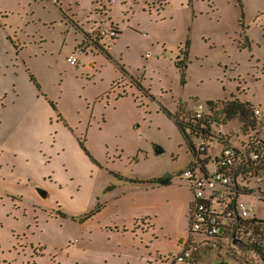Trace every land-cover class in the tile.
<instances>
[{
	"label": "rangeland",
	"instance_id": "rangeland-1",
	"mask_svg": "<svg viewBox=\"0 0 264 264\" xmlns=\"http://www.w3.org/2000/svg\"><path fill=\"white\" fill-rule=\"evenodd\" d=\"M89 1L0 0V264H261L231 234L179 259L196 158L167 111L251 101L215 135H264V0Z\"/></svg>",
	"mask_w": 264,
	"mask_h": 264
},
{
	"label": "trees",
	"instance_id": "trees-1",
	"mask_svg": "<svg viewBox=\"0 0 264 264\" xmlns=\"http://www.w3.org/2000/svg\"><path fill=\"white\" fill-rule=\"evenodd\" d=\"M111 31H115V35H111ZM111 31L103 33L99 30L98 34L103 36L110 33L112 38L117 37V31ZM247 39L249 40L248 36ZM84 48L85 47H82V49ZM98 48H102V46L99 45ZM184 53L187 57L188 49ZM176 66L184 79V68L186 67L185 60H177ZM198 104L200 103H197V105ZM197 105L194 106L195 109L192 108L187 110V104L181 102L176 114H171L170 111H167L170 116L175 118L181 134L189 144L196 158L192 165L181 174V179L188 182L194 193V198L190 203L191 230L188 242L196 247L195 253L199 251L200 243L195 239L193 234L203 235L208 238V240L223 238L231 234L230 237L232 239L234 238L233 241L235 244L240 242L244 249L254 251L261 260V264H264V219L258 217L254 209L249 217H243L238 210V203L241 202L243 194H251L260 191L259 187H256V189L247 184L245 185V181L256 179L258 184L263 181L264 135L261 136L260 133H253L252 130L257 126L255 120L252 121L251 125H248V122L245 123L250 133L244 139L230 142L228 139H225L227 133H220L219 136L215 135V126L217 124L220 123L225 125L224 120L231 117H238L245 121L249 120L253 108H256V106H254L251 101L243 102L238 98L221 102L210 100L207 105H205L204 111L199 113L196 110ZM256 110L255 115L257 119L259 118L258 120L262 121L260 119H263L264 116L259 117L256 114ZM214 136H216V147L221 149V152L219 151L216 158L211 161V158H208L210 154L207 152V141L214 139ZM227 148L233 150V155H226L225 152ZM210 163H215V167H217L214 172L224 173L231 181L230 185H228V190L221 189V187L218 190V192H220V190L223 192L220 199L217 196H210L208 199L207 196L204 198L197 197L196 187L193 186L194 179L192 176H198L200 172L206 173L207 170L205 169L208 168ZM187 171H190L192 176H186L185 173ZM212 173L208 172L203 178ZM199 176L202 177L203 175L201 176L200 174ZM132 181L136 183V186L137 184H144L145 182L139 178L132 179ZM150 183H154V181H150ZM215 205H217V207H215ZM235 209L236 216L227 224L221 226L219 235H209L203 231L196 232L192 227L193 221L195 222L196 214L204 215L206 220L203 224H209L212 218L211 214L218 216L221 222L229 211H234ZM233 255L237 259V254L234 253ZM243 264H246V262H243Z\"/></svg>",
	"mask_w": 264,
	"mask_h": 264
},
{
	"label": "built area",
	"instance_id": "built-area-1",
	"mask_svg": "<svg viewBox=\"0 0 264 264\" xmlns=\"http://www.w3.org/2000/svg\"><path fill=\"white\" fill-rule=\"evenodd\" d=\"M111 35H115V31H111ZM80 52H84V50H80ZM68 62L70 64L75 65L79 62V58L77 55L73 54L68 57ZM204 108L205 106L200 103L197 105L196 110L199 113H201L202 111H204ZM256 114L259 117L263 116V112L260 109L256 110ZM225 153L227 156H231L233 155V150L231 148H227ZM185 174L188 177L192 176L190 171H187ZM203 177L204 175L202 177H200L199 175L192 176V178L194 179L193 186L196 187L197 197L204 198L207 196V199L210 196L211 197L217 196L220 199L223 195V192L221 190L220 192H218V190L220 189V187L221 189L228 190L229 188L228 185H230V182H231L230 178L227 175H225L224 173H220V172H214L212 174H209L205 178ZM215 207H217V205H215ZM238 210H239V213L243 217H249L254 211L253 208H251L243 200H241V202L238 203ZM211 216H212L211 222L209 224H203L206 220V217L202 214H196L195 226L193 227V229L196 232L203 231V232L208 233L209 235H214V236L219 235L221 226L227 224L234 216H236V209L234 211H229L226 214V216L223 218V221L221 222L218 216H214L212 214ZM191 248L194 251L196 250L195 246L193 245L189 246V248H186L184 250V253L179 256V259L181 260L189 259V257L192 256V251L190 250Z\"/></svg>",
	"mask_w": 264,
	"mask_h": 264
},
{
	"label": "crops",
	"instance_id": "crops-1",
	"mask_svg": "<svg viewBox=\"0 0 264 264\" xmlns=\"http://www.w3.org/2000/svg\"><path fill=\"white\" fill-rule=\"evenodd\" d=\"M91 0L89 1V4H90V8H91ZM82 17H83V15H82ZM78 25H81L80 23H78ZM92 28H93V30H95V24H93L92 26H91ZM93 30L92 31H90L91 32V35L93 34ZM101 31H102V29H100ZM78 53V52H77ZM77 53H73V54H75V55H77ZM73 54H71V55H73ZM70 55V56H71ZM78 56V55H77ZM80 61V60H79ZM73 65V64H72ZM219 133H221V132H219ZM217 148V147H216ZM221 152V149H218L217 148V150L215 151V153H213V154H210L209 156H208V158H211V161L212 160H214L215 158H216V156L218 155V152ZM211 164V163H210ZM213 165H214V167H215V163H212ZM215 169H217V167H215ZM205 170H207V172L206 173H202V172H200V174L201 175H206L208 172L209 173H212V171H210L208 168H206ZM215 171V170H214ZM199 174V175H200ZM138 187V186H137ZM142 188V187H141ZM264 191V190H263ZM192 201V200H191ZM191 203V202H190Z\"/></svg>",
	"mask_w": 264,
	"mask_h": 264
},
{
	"label": "flooded vegetation",
	"instance_id": "flooded-vegetation-1",
	"mask_svg": "<svg viewBox=\"0 0 264 264\" xmlns=\"http://www.w3.org/2000/svg\"><path fill=\"white\" fill-rule=\"evenodd\" d=\"M93 37H94V35L91 36V32H90V37H87V39L90 40L89 43H90V44H92V43L97 44V43H96V39L93 38ZM98 38H99V36H98ZM88 45H89V44H88Z\"/></svg>",
	"mask_w": 264,
	"mask_h": 264
},
{
	"label": "water",
	"instance_id": "water-1",
	"mask_svg": "<svg viewBox=\"0 0 264 264\" xmlns=\"http://www.w3.org/2000/svg\"><path fill=\"white\" fill-rule=\"evenodd\" d=\"M182 243H183V241H182Z\"/></svg>",
	"mask_w": 264,
	"mask_h": 264
}]
</instances>
